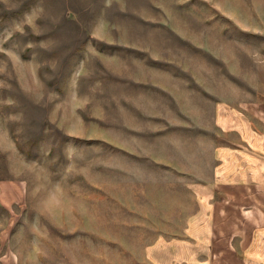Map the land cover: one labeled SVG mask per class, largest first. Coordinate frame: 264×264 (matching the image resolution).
Returning a JSON list of instances; mask_svg holds the SVG:
<instances>
[{
  "label": "rangeland",
  "instance_id": "1",
  "mask_svg": "<svg viewBox=\"0 0 264 264\" xmlns=\"http://www.w3.org/2000/svg\"><path fill=\"white\" fill-rule=\"evenodd\" d=\"M244 103L264 0H0V264H156Z\"/></svg>",
  "mask_w": 264,
  "mask_h": 264
},
{
  "label": "crops",
  "instance_id": "2",
  "mask_svg": "<svg viewBox=\"0 0 264 264\" xmlns=\"http://www.w3.org/2000/svg\"><path fill=\"white\" fill-rule=\"evenodd\" d=\"M222 117L228 138L219 147L221 164L213 180L194 186L197 208L186 236L158 241L156 264H264V104L228 107ZM25 189L6 182L0 198L13 205Z\"/></svg>",
  "mask_w": 264,
  "mask_h": 264
}]
</instances>
